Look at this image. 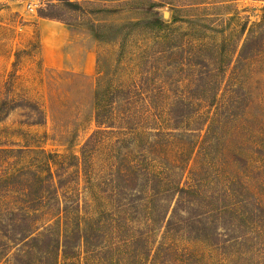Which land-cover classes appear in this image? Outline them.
Segmentation results:
<instances>
[{"label": "rangeland", "instance_id": "374dc122", "mask_svg": "<svg viewBox=\"0 0 264 264\" xmlns=\"http://www.w3.org/2000/svg\"><path fill=\"white\" fill-rule=\"evenodd\" d=\"M41 2L0 0V264H52L23 237L76 221L98 248L65 264H261L264 211L240 259L148 223L177 177L202 195L234 183L264 209V0H57L31 13ZM184 105L213 117L205 137L195 121L174 130L168 113ZM72 203L80 214L64 218ZM141 233L143 260L124 244Z\"/></svg>", "mask_w": 264, "mask_h": 264}, {"label": "trees", "instance_id": "16d2710c", "mask_svg": "<svg viewBox=\"0 0 264 264\" xmlns=\"http://www.w3.org/2000/svg\"><path fill=\"white\" fill-rule=\"evenodd\" d=\"M39 17L45 20H55L54 17H49L42 13H39ZM245 50L246 45L243 46L239 55H242ZM199 77L195 75L196 82ZM33 110L39 118L33 121L32 124H41L43 122L42 111L35 106ZM168 114L170 116L169 120L175 125L174 130H178L182 124L188 125V123L195 121L197 125L194 130L198 132L204 130L203 137H205L207 131L208 133L210 132L214 122L213 117H210V115L206 119H202L204 117L202 112L199 114L197 110L185 105L182 108L170 110ZM95 121L99 126L83 144L80 151L81 162L77 158L74 159L76 163H73V166H76L77 169L80 164L85 165L83 161L86 159V155L92 150L96 136L102 133L100 126H103V123L99 121L98 116L95 117ZM47 180L52 185L54 184L52 173L48 174ZM233 186L234 183H230L229 185H225L224 188H221V191H208L206 193L207 195H202L199 187L190 183L189 179H178L177 177L170 192H157V194L161 195L158 197L154 213L159 217V220L152 222V224L148 223V225H159L158 227L163 230L165 235L181 234L187 238L205 239L212 246H216V249L233 251V254L240 259L245 256L243 249L249 248L250 243L257 241L255 238L249 237L253 234L247 232L251 229L249 226L253 225V222L255 224L253 219L258 216L259 212L264 211V209L253 205L245 196L241 195V193L245 195L243 191H237L236 186H234L236 190L231 188ZM162 188L163 190L165 189V187ZM209 198L215 201L206 200ZM72 204L69 207L64 205L60 209L64 218L69 214H73L74 218H76L80 214L78 204ZM254 206L255 208H253ZM258 222L260 227L264 226L261 219ZM79 227L80 223L76 221L74 229L66 231L62 235L58 234V236L53 238H51L52 234L40 236L34 233H30L23 238H26L25 244L31 245V249H34L37 247V243L43 241L46 254L51 255L53 258L52 264H65L68 262L67 260L74 259L77 256L79 257L80 254H92L94 253V248H98V246L88 243L86 234L81 235ZM220 231L223 234H220ZM259 234L256 232L255 235ZM136 242L140 243L141 249L136 248ZM124 244L134 252L140 251L139 255L142 260L150 254L151 247L148 245V238H145L142 233L138 237L129 238ZM106 248H108L107 245L101 247V249ZM256 260L261 262V264L264 263V255L259 253L256 256ZM71 264L75 263L72 262Z\"/></svg>", "mask_w": 264, "mask_h": 264}, {"label": "built area", "instance_id": "2783aa9c", "mask_svg": "<svg viewBox=\"0 0 264 264\" xmlns=\"http://www.w3.org/2000/svg\"><path fill=\"white\" fill-rule=\"evenodd\" d=\"M44 2H46V3H56L57 0H43V2H41L40 4H35L34 7H31V6H30V9H29L30 12H31V13H36V11H37V9H38L39 7L44 6Z\"/></svg>", "mask_w": 264, "mask_h": 264}]
</instances>
